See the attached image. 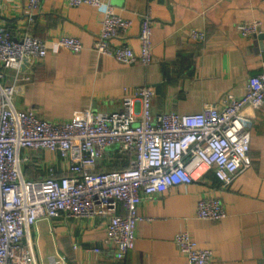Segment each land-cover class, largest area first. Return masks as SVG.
Wrapping results in <instances>:
<instances>
[{"label":"crops","instance_id":"obj_1","mask_svg":"<svg viewBox=\"0 0 264 264\" xmlns=\"http://www.w3.org/2000/svg\"><path fill=\"white\" fill-rule=\"evenodd\" d=\"M116 12L133 20L115 44L140 50L141 17L150 8L154 17L153 60L150 65L122 64L99 54L94 43L104 9L70 6L66 0H45L30 23L26 0H0V24L14 38L30 33L48 41L44 59L31 69L22 68L14 103L19 110L33 109L52 122L69 120L84 110L114 111L124 96L148 85L156 92L152 112L198 113L207 105H220L228 94L242 97L250 78L262 71L264 61V0H103ZM258 19L261 33L242 36L237 25ZM205 32L204 41L189 32ZM63 36L79 38L83 50L72 52L57 45ZM3 68L5 83L16 72ZM28 78V79H27ZM252 165L228 186L209 171L189 186L173 187L165 194L144 198L139 214L135 248L123 261L104 239L108 218L41 220L33 227L44 264L62 256L68 264H191L177 248L175 235L189 231L201 248H211L207 264H264V103L252 123ZM109 147L97 170H111L119 156ZM28 178H44L50 170L57 177L68 173V162L57 152L23 150ZM130 157V156H129ZM130 158L124 159L127 165ZM130 163V160H129ZM220 196L227 217L199 219L196 207L202 196ZM123 214L124 209L119 208ZM99 248V252L93 251Z\"/></svg>","mask_w":264,"mask_h":264},{"label":"built area","instance_id":"obj_2","mask_svg":"<svg viewBox=\"0 0 264 264\" xmlns=\"http://www.w3.org/2000/svg\"><path fill=\"white\" fill-rule=\"evenodd\" d=\"M45 0H26L28 22L35 21ZM70 6L89 5L104 9L94 43L102 56L122 64L148 66L153 60L154 17L149 8L141 17L140 50L115 44L133 20L120 16L103 0H66ZM258 19L237 25L242 36L261 33ZM191 39L204 41L203 31L192 29ZM57 45L79 53V38L63 36ZM48 41L25 33L14 38L0 24V264H44L38 239L32 229L41 220L108 218L105 243L119 261L135 248L137 228L144 219L139 205L144 198L165 194L173 187L189 186L213 171L224 186L252 165L250 156L254 112L264 103V61L260 74L250 78L246 94L226 95L220 105H207L201 112L176 111L154 115L153 87L136 88L124 96L119 110H84L61 122L41 118L33 109L19 110L14 103L19 92L23 65L32 66L47 56ZM2 67L16 72L15 81L5 83ZM28 79V78H27ZM113 145L129 153V167L98 171V161ZM23 150L57 152L68 162V173L57 177L53 170L44 178H28ZM124 213H119V208ZM199 219L218 221L227 217L220 196H202L196 207ZM179 251L191 264H207L214 258L211 248H201L189 231L174 238ZM93 251L99 252V248ZM51 264H68L52 258Z\"/></svg>","mask_w":264,"mask_h":264},{"label":"trees","instance_id":"obj_3","mask_svg":"<svg viewBox=\"0 0 264 264\" xmlns=\"http://www.w3.org/2000/svg\"><path fill=\"white\" fill-rule=\"evenodd\" d=\"M120 153V152H119ZM130 156V157H129ZM126 158H130L129 160H131V155L129 153H120L119 156L117 157L116 161L113 164V167L111 170H122L125 169L127 167H129V160L128 163L126 165L125 160ZM38 179V178H35Z\"/></svg>","mask_w":264,"mask_h":264},{"label":"water","instance_id":"obj_4","mask_svg":"<svg viewBox=\"0 0 264 264\" xmlns=\"http://www.w3.org/2000/svg\"><path fill=\"white\" fill-rule=\"evenodd\" d=\"M23 67H25V65H23Z\"/></svg>","mask_w":264,"mask_h":264}]
</instances>
